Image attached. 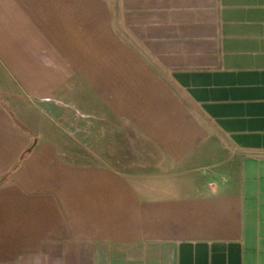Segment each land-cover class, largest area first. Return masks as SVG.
<instances>
[{
    "label": "crops",
    "instance_id": "obj_1",
    "mask_svg": "<svg viewBox=\"0 0 264 264\" xmlns=\"http://www.w3.org/2000/svg\"><path fill=\"white\" fill-rule=\"evenodd\" d=\"M61 106L167 170L70 161ZM0 264H264V0H0Z\"/></svg>",
    "mask_w": 264,
    "mask_h": 264
},
{
    "label": "rangeland",
    "instance_id": "obj_2",
    "mask_svg": "<svg viewBox=\"0 0 264 264\" xmlns=\"http://www.w3.org/2000/svg\"><path fill=\"white\" fill-rule=\"evenodd\" d=\"M55 126L61 132L63 155L90 165H114L129 173L161 172L167 166L161 152L132 126L110 118L81 117L73 106H61ZM90 109L89 105L84 107Z\"/></svg>",
    "mask_w": 264,
    "mask_h": 264
}]
</instances>
